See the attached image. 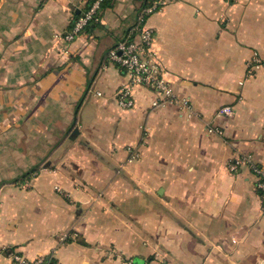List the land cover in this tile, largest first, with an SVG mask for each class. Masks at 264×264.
Returning a JSON list of instances; mask_svg holds the SVG:
<instances>
[{
	"label": "crops",
	"instance_id": "0c3cea01",
	"mask_svg": "<svg viewBox=\"0 0 264 264\" xmlns=\"http://www.w3.org/2000/svg\"><path fill=\"white\" fill-rule=\"evenodd\" d=\"M87 3L0 0V264H264V0L148 15L189 107L141 85L120 107L131 79L109 52L150 0H110L68 42Z\"/></svg>",
	"mask_w": 264,
	"mask_h": 264
},
{
	"label": "built area",
	"instance_id": "2783aa9c",
	"mask_svg": "<svg viewBox=\"0 0 264 264\" xmlns=\"http://www.w3.org/2000/svg\"><path fill=\"white\" fill-rule=\"evenodd\" d=\"M104 2L105 0H93L83 14L74 21L71 30L65 35V39L68 42H71L90 24L100 20L102 4ZM166 4L167 0H150V3L139 15L138 27L136 28L137 34L131 36L129 40L126 39L125 41L119 42L109 52V58L124 68L131 79V83L122 87L118 92V103L122 108H130L133 106L132 89L135 85L145 86L159 96L154 102L155 106H167L171 104L188 106V101L177 96L173 85L168 80L167 70L163 60L154 45V31L146 24L148 15L161 11ZM249 66H253V62H250ZM233 114L234 108L232 106H224L219 111V115L232 116ZM239 163L250 164L249 161L245 160L238 163L235 161L230 164V170L236 171ZM250 166L258 176V187L264 190V170L257 168L253 164H250ZM35 175V172L31 173L29 178L23 181H15L14 184L27 187ZM10 257L15 264H47L45 258L31 260L16 252H12ZM129 264L134 263L129 262Z\"/></svg>",
	"mask_w": 264,
	"mask_h": 264
},
{
	"label": "trees",
	"instance_id": "16d2710c",
	"mask_svg": "<svg viewBox=\"0 0 264 264\" xmlns=\"http://www.w3.org/2000/svg\"><path fill=\"white\" fill-rule=\"evenodd\" d=\"M91 3H92V0H88V3H87L86 8H88V7L91 5ZM147 3H148V2H147ZM147 3H146V5H147ZM109 5H110V0H105V2L102 4V12H103V10H104L105 8H107ZM30 175H31L30 173H27V174H25L22 178H19V179H17L16 181H18V180L23 181V180H25L26 178H29Z\"/></svg>",
	"mask_w": 264,
	"mask_h": 264
}]
</instances>
